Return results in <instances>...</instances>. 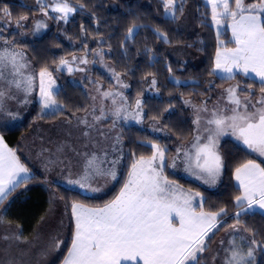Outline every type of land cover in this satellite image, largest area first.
<instances>
[{
  "label": "snow or ice",
  "instance_id": "1",
  "mask_svg": "<svg viewBox=\"0 0 264 264\" xmlns=\"http://www.w3.org/2000/svg\"><path fill=\"white\" fill-rule=\"evenodd\" d=\"M209 3L212 6V19L218 25L221 19H231L232 34L237 45L233 49L223 48L216 53L213 72L227 74L221 76V79H235L234 70L245 76L254 73L259 77L261 94L253 102L252 85H246L243 89L239 83L230 86L225 92L231 107L215 106L203 129L207 135H196L190 148L183 153L181 149H177V158L183 155L187 171H193L205 183L214 185L226 168V159L219 151L221 137L232 135L253 152L264 156V0L253 4H246L245 0H209ZM37 4L41 6L44 15H48L47 9L51 8V11L60 14L58 19L65 22L76 11V7L68 0H52L51 4L37 0ZM163 4L166 13L173 19H178L183 14L182 0L179 7L178 0H163ZM79 7L83 8L84 5ZM27 20L28 17L23 15L13 17L7 6L0 7V40L5 45L10 44L2 35L3 28L14 23L20 29ZM44 27L47 25L42 22L35 25L37 31ZM135 27L133 25L129 28L128 37L133 35ZM156 32L168 42L166 33L159 29ZM75 59L77 58L74 57ZM78 59L82 64L88 63L86 57ZM64 67L69 73L73 71L69 61L62 59L60 68ZM28 68L29 63L23 52L10 47L0 49V111L4 110L6 97L15 99L13 89L22 91L25 94L22 102L29 103L27 95L33 91L36 77L25 74ZM60 68L54 71H59ZM114 76L118 85L128 87L121 81L118 73H114ZM38 77L41 109H50L51 114L60 112L63 106L58 103L53 91V72L44 67L38 72ZM150 83L154 87L156 80L153 78ZM101 96L113 97L112 103L116 105L113 115L117 119L143 122L145 114L142 100L137 99L133 109V106L123 103L117 105L116 96L124 99L121 92L104 91ZM208 111L206 104L197 109L194 120L198 126L197 133L201 131L199 112ZM8 115L16 118L14 113L8 112ZM101 118L94 117V120ZM79 122L93 126L87 118H82ZM84 135L87 136L88 133L85 132ZM202 140L205 142L202 143ZM116 142L120 143L119 137H116ZM149 143L153 149L152 154L148 157L139 156L134 160L127 182L113 200L103 207H89L76 201L70 203L74 234L63 264H201L203 254L210 248L211 238L222 227L230 229L223 264H255L257 250L264 251V239L258 240L254 230L242 225L241 217L249 210L264 209V167L255 160H248L235 168L234 176L241 194L235 197L234 203L239 211L233 213L235 222L226 224L227 209L205 211L202 193L185 191L164 174L167 149L158 143ZM63 150V145L57 146V152L62 153ZM97 159L95 155L87 159L80 178L69 180L68 183L95 192L99 189L93 188L92 183L97 179L116 180L115 166L119 158L110 162V169L98 166ZM55 163L56 161H49V164ZM171 167H176L175 160ZM45 170H50L47 165ZM34 179L36 177L31 170L7 146L4 136L0 135V205L17 189H26ZM22 194L26 195V191ZM4 225H11V221L0 214V226ZM248 232H251L250 236L243 235ZM3 239L21 240V237L5 235ZM61 243L62 241L53 239L51 247L58 250ZM220 244L224 246L225 241L221 240ZM215 259L214 255L213 264ZM0 264L4 262L0 261ZM7 264H15V261L8 260Z\"/></svg>",
  "mask_w": 264,
  "mask_h": 264
},
{
  "label": "trees",
  "instance_id": "2",
  "mask_svg": "<svg viewBox=\"0 0 264 264\" xmlns=\"http://www.w3.org/2000/svg\"><path fill=\"white\" fill-rule=\"evenodd\" d=\"M76 11L63 23L51 11L48 19L51 27L35 40H22L21 33L11 24L12 30L2 32L4 37L12 39L14 44L26 51L33 60L36 69L47 67L53 72V77L58 81L59 88L55 92L56 99L62 104V110L56 114H39L36 106L23 124L3 132L8 144L19 150V140L23 133L29 131L37 118L53 121L69 115V113L84 112L89 104L88 94L84 88L69 81L68 72L57 69L60 61L76 53L104 49L105 56L119 74L127 76L131 82V102L139 96H144L146 85L151 79L156 80V87L160 96L144 97L143 106L146 118L162 120L168 130L180 142L188 140L193 132L186 99L201 102L206 97L215 93L217 87L232 79H221L213 72L214 57L218 48V41L223 40L225 46H233L230 39V30L226 26L222 32L216 33L211 24L212 16L210 7L200 1L199 11L195 15L196 31L189 33L180 28V20L186 6L191 0H182L183 14L178 19L166 15L163 0H68ZM179 0L177 7H179ZM248 3H259L260 0H246ZM83 4L81 8L79 5ZM7 6L13 17L27 16L30 21L33 16L41 11L37 0H0V7ZM32 19V20H31ZM229 19L226 20L228 23ZM133 25L134 33L128 37V30ZM166 33L168 42L157 35L156 30ZM171 49L190 50L197 61L180 62L169 53ZM169 68L171 70H169ZM96 72V71H95ZM97 78L106 83L109 79L102 72H97ZM242 84L252 85L259 91L260 82L242 75L235 77ZM125 152L122 168L115 186L104 197L88 196L68 188L58 186V191L70 209L72 201L81 202L88 206L102 207L113 200L123 188L131 164L139 156L148 157L152 154L149 141L163 142L145 130L136 126L125 128ZM222 153L226 159L224 177L219 190H210L200 184L168 173L166 175L181 184L194 188L204 197L206 211H218L226 208L228 215L226 224L234 223L233 213L239 211L235 206V197L240 195V189L234 184L233 173L235 168L253 159L247 150L240 147L232 140H226L222 145ZM38 181L43 179L36 174ZM48 207L46 194L35 188L14 205L12 214L16 221L22 223L27 230H32L37 222L44 216ZM242 225L256 232L258 240L264 239V214L248 212L241 217ZM222 227L214 233L210 240V248L203 254L201 264L208 260L213 243L224 231ZM251 233V232H250ZM264 264V251L259 252V263Z\"/></svg>",
  "mask_w": 264,
  "mask_h": 264
},
{
  "label": "crops",
  "instance_id": "3",
  "mask_svg": "<svg viewBox=\"0 0 264 264\" xmlns=\"http://www.w3.org/2000/svg\"><path fill=\"white\" fill-rule=\"evenodd\" d=\"M230 22L231 19L229 20V23ZM25 25L26 24H24V27ZM229 30H230V39L234 42V39H232L233 36L232 29ZM36 38L33 39L23 38L22 40L31 41V40H35ZM6 40L10 41V44L4 45V47H10V48H14L16 51H21L24 53L25 57L27 58V62L29 63V68L25 71V74L34 75L36 78L33 82V91L27 95V99L29 103L24 104L22 101L25 98V94L22 91L17 92L15 89L12 90V94L15 95V99H9L7 97L5 98L4 110L0 111V135L3 136L4 134L1 131H4L6 129H11L23 124L24 121L34 111L36 106H39V111H38L39 114L46 113V112L41 113L42 109L39 101L38 72L40 70L35 68L33 60L26 51L16 46L12 41V39H6ZM235 47H237L235 42L233 46L228 47L224 45L223 40H220L218 41V48L216 50V53L218 51H221L223 48L233 49ZM216 53H215V57H216ZM215 57H214L213 69L215 68ZM234 71L236 73L235 77L237 75H242L246 78H251L256 81H259V77H256L254 73H249L247 76H245L243 73L239 72L238 70H234ZM215 74L219 78L221 76H227L226 73L215 72ZM237 83L241 85L242 89L244 88L243 84L240 81H238L237 79H232L229 82L217 87L213 95L208 96L206 99L202 100L201 102H196L198 104V109L200 108V105L204 107L206 104L209 110L208 112H199V116H200L199 127L201 129L199 134L201 136L207 135V133L203 129L206 125V121L209 118H211V112L214 110L215 106L219 105L220 107H225V106L231 107L227 99V94L225 90ZM251 91L253 93L252 100L253 102H255L257 99L260 98L261 94L260 92L256 93L253 89H251ZM8 112L14 113L16 118L13 119L12 117H10L8 115ZM47 113H49V111H47ZM188 114L190 120L192 121L191 124L193 126L192 129L194 134L195 123L193 121V116L190 113L189 109H188ZM47 124L50 123L43 120L42 118H37L36 120H34L31 129L21 135L19 140V150L13 149L8 144V142L4 137L7 146L16 152V154L20 157L21 161L31 170V173L34 176L38 174L43 177V179H40L38 181L32 180L27 185L26 189L24 187L17 189L16 192H14L11 196L8 197L7 200L4 201L3 205H0V214H3L7 220L11 221V225L0 226V261H3L4 264H7L8 260H14L15 264H63V260L67 256L68 250L71 247V240L74 234V219L71 215V208L70 209L67 208L65 201L63 200L61 194L58 191V186L65 187L71 191H77L88 196L104 197L115 186L122 168L124 152H125V143L123 144L122 159L120 160L119 168L116 171L117 179L113 180V182L110 183L108 181L107 187L105 189L94 192L87 188L82 189L78 185L68 183L69 180L78 179L79 175L77 171L75 172L68 171L67 174L61 173V170L59 168L60 156L58 155L55 149L56 144L54 145L49 141L53 139L48 137L47 133L44 131ZM123 137H125V135ZM172 138L174 140H177L175 137ZM226 139L234 141L240 147L247 150L249 154L253 156V159L251 160H255L257 163H260L262 167H264V156H260L258 153L253 152L251 149L247 148V146H245L241 141L237 140L232 135H226L220 138L219 150L221 153H222L223 142ZM46 140L48 142H46ZM182 144L183 143H180L179 145ZM185 144L187 145L189 144V142ZM50 160L56 161V163L54 165L49 164ZM46 165L50 169L49 171L45 170ZM175 175H179V177H183V178L185 177L186 179L196 182V180L191 178V176H187L186 174L178 173ZM223 177H224V173L222 175V180ZM172 181H175L185 191H190L188 188H185L183 185H181L178 181L176 180H172ZM233 181L234 184L239 188L238 182L235 180L234 173H233ZM200 185L206 189H210V190L214 189V187H209L206 184H200ZM35 188H40L46 194L48 207L46 209L44 216L37 222L35 227L32 230H27L22 223L15 220L11 210L13 209L17 201H20V199L22 200L25 199L26 195H28V193ZM25 191H26V195L22 194ZM89 207H93V206H89ZM255 211L264 214V209L256 208L255 210H249V212H255ZM229 231L230 229L229 230L225 229L223 233H221V235L217 238V240L213 245V248L211 249L208 255V260L204 264H213L212 257L214 255L216 256L214 264H223V260L225 256L224 248L227 246V241L229 239ZM5 235L20 236L21 240H16V239L4 240L3 237ZM243 235L250 236L251 233L250 232L243 233ZM53 239L62 241V243L59 245L58 250H55L51 247V243ZM221 240L225 241L224 246H221L220 244ZM258 263H259V250H257L255 256V264Z\"/></svg>",
  "mask_w": 264,
  "mask_h": 264
},
{
  "label": "rangeland",
  "instance_id": "4",
  "mask_svg": "<svg viewBox=\"0 0 264 264\" xmlns=\"http://www.w3.org/2000/svg\"><path fill=\"white\" fill-rule=\"evenodd\" d=\"M200 1H203L210 7L211 16H212V6L209 3V0H191V3H189L186 6L185 12L180 20V28L186 32L193 33V31L197 30L196 29L197 26L195 23V15L197 14V11H199V8L197 10V7H199L198 4L200 3ZM42 3L51 4L52 0H42ZM245 3L253 4V3L246 2V0H245ZM50 11H51V8H48L47 9L48 15ZM51 12L57 18L60 15L56 12H53V11ZM48 15H44L43 11L38 12L37 14H35V16L32 17L33 18V20L31 19L32 21L28 19L24 23L26 24L25 27L17 29L18 31L21 32V37L23 35L22 39L23 38L33 39V38L41 36L44 32H46L51 27V23L49 22V19L47 18ZM71 15L72 14L68 16L67 20L71 17ZM166 15L170 16L168 13H166ZM226 20L227 19H221V22L218 25L212 19L211 24L213 25L217 34L222 32L226 26L229 29H232L231 27L232 21L230 23L228 21L227 23ZM61 21H63V23L65 22V20H61ZM38 22H42L46 24L47 27L40 28L39 31H37L35 29V25ZM10 26L11 24L8 27L3 28V31L6 29H9V31L12 30V27ZM0 27H2V24H0ZM4 39L6 40L7 37H4ZM232 39H234L233 36H232ZM4 45L5 44L3 43V41L0 40V49H2ZM104 52L105 50L102 48L96 49L93 51L86 49L84 53H76L66 58L65 60L69 61V64L73 69L71 73L67 71L66 67L60 68V64L58 66V68L68 72L69 81L72 84L82 86L89 97V104L84 112L69 113V115L61 117L53 121L45 120L49 122L50 124L46 125V128L44 129V131L47 133L48 137L53 139L49 141L54 145L56 144V148H55L56 151H57L58 145L64 146V150L62 153L57 152L58 155L60 156L59 168L61 170V173L67 174L68 171H72V172L77 171L79 178H80V176L83 174V169L86 165L87 159H90L92 155H95L98 158L96 161L98 166L102 167L103 169H110L112 167L110 163L111 161L117 160V158H119V162H120V160L122 159L123 144L125 143L124 141L126 139V136L123 137L125 135V128L136 126L137 128H140L152 134L154 137H158L159 139H162L163 142L154 141L153 143H158L162 147H165L167 149L166 158L164 161V164H165L164 174L165 175H166V170L168 171V173H171V174L173 173L174 174H178V173L186 174L187 176H191V178L196 180L197 183L199 182V184H206L209 187H214V189L212 190H219L222 184L221 183L222 176L219 178L217 183L214 185L205 183L203 179H200L197 177V175L193 174V171L186 170L187 164L184 161L182 154L180 155L179 158H177V149H181V153H183L184 151H187L190 148L192 142L194 141L195 136L199 134L196 131L198 127L196 124L194 128V134L192 132L193 136L191 135L192 138L190 137L188 140L180 142L178 139L174 140L172 138L174 135L168 130V128L166 127L165 123L162 120H157V119L155 120V119H150V118L147 119L144 106H143V111H144L145 116H144V120L142 123H137L134 120L117 119L113 115V110L116 107V105H113L112 103L113 97L103 98L101 96V93L104 91L121 92L123 94L124 99L122 100L120 96H116L115 100L117 102V105L123 103L126 106H129V105L133 106V109H134V105L137 99H140L144 102V97L146 96L147 97L148 96L157 97V96H160V92L158 91L156 85L153 87L151 83H148V85H146L145 87L146 91L144 93V96H139L137 99L134 100V102L132 99V102H131V97L129 93L130 88H131L130 79L127 76L119 74L116 71L113 64L109 60H107ZM169 53L175 60L180 61V62L195 63V61H197V57H195V55L188 49L186 50L179 49L178 51L176 49H171ZM74 57L77 59L74 60ZM80 57H86L88 60V63L87 64L80 63L78 59ZM79 69H83V71ZM97 72L104 73L105 76L110 80L109 81L110 83H106L105 81L99 80L97 78ZM114 73H118L120 75L121 81L124 84H127L128 87L124 88L118 85L116 82ZM54 80H55V85L53 86V91L55 93L57 89L59 88V83L55 78ZM243 87H245L244 84H243ZM252 89L256 93L259 92V91H256V89L254 88ZM185 101H190V103H185V106L190 110V113L192 114L193 121H194L197 116L198 104L196 102H193L192 99H186ZM58 103L62 106L60 102ZM200 108H202V105H200ZM94 109L95 111H93ZM101 109H103V112H101ZM47 111L51 112L50 109H44L42 110L41 113H44V112L47 113ZM94 117H102V118L96 121L94 120ZM82 118H87L89 123L93 126L89 127L83 123H80L79 121ZM190 122L192 123L191 120ZM85 132L88 133L87 136L84 135ZM116 137L120 138L119 144L116 142ZM187 141L189 142V144L186 145L185 143H188ZM225 141L223 143H225ZM46 142L48 141L46 140ZM201 142L203 143L205 141L202 140ZM180 143H183V144L179 145ZM173 160H175V163H176L175 168L171 167ZM119 162L115 166V171H117L119 168ZM166 163H167V166H166ZM195 171H198V170H195ZM166 176L169 179H171L168 175ZM108 181L109 183L113 182V180L110 178H99L92 183V187L97 188L99 190L105 189L107 187ZM181 185H183L185 188H188L191 192H199L198 190L194 188H190L189 186H186L184 184H181ZM203 200H205L204 195H203ZM203 207H204V201H203ZM220 235H218V237ZM218 237H216L215 241L217 240ZM212 248L213 246L211 247V249Z\"/></svg>",
  "mask_w": 264,
  "mask_h": 264
}]
</instances>
